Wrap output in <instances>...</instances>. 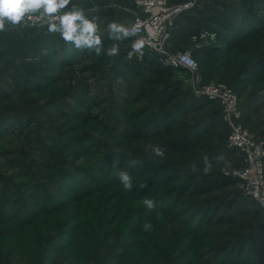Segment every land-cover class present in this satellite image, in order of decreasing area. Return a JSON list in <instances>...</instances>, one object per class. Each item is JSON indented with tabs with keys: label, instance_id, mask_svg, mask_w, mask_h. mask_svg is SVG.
I'll list each match as a JSON object with an SVG mask.
<instances>
[{
	"label": "rangeland",
	"instance_id": "1",
	"mask_svg": "<svg viewBox=\"0 0 264 264\" xmlns=\"http://www.w3.org/2000/svg\"><path fill=\"white\" fill-rule=\"evenodd\" d=\"M169 1L193 2L186 12L199 18L217 8L231 21L229 30L207 25L213 40L176 34L169 50L216 48L197 58L204 83H228L244 129L264 140V2ZM85 8L102 26H131L135 16L131 0ZM120 49L96 57L39 26L0 32V264H264V210L237 187L199 190L241 167L219 104L195 99L186 71H131L126 62L141 58L128 57L131 45ZM148 144L165 156L146 152ZM204 157L209 175L193 171Z\"/></svg>",
	"mask_w": 264,
	"mask_h": 264
},
{
	"label": "built area",
	"instance_id": "2",
	"mask_svg": "<svg viewBox=\"0 0 264 264\" xmlns=\"http://www.w3.org/2000/svg\"><path fill=\"white\" fill-rule=\"evenodd\" d=\"M131 1L135 8L131 26L137 27V36L132 39L144 38L146 45L143 51L158 56L162 66L190 73L192 79L188 89L195 99L212 100L219 104L223 118L230 127L229 148L237 150L242 156V166L227 172L226 176L236 178L241 194L254 200L264 210V140L253 138L244 129L240 122V102L237 94L225 83L205 84L199 72V64L190 51L174 54L169 50L178 19L193 6V2L173 6L169 0ZM214 38V33L204 29L193 36L192 40Z\"/></svg>",
	"mask_w": 264,
	"mask_h": 264
},
{
	"label": "clouds",
	"instance_id": "3",
	"mask_svg": "<svg viewBox=\"0 0 264 264\" xmlns=\"http://www.w3.org/2000/svg\"><path fill=\"white\" fill-rule=\"evenodd\" d=\"M94 0H0V32L8 30V27L23 28L36 27L46 28L48 34H58L66 44H71L78 51L94 53L96 57L105 55L107 57H118L120 55V44L129 38L137 36L136 26H126L115 20L102 26L99 18L89 16L85 4ZM107 35L110 43L105 46L103 35ZM146 40L144 38L134 39L131 42V51L128 57L134 54L143 56ZM146 152L156 157L163 158L165 149L160 145L148 144ZM218 161L225 159L223 155L216 157ZM213 165L208 157H204V175L211 174ZM118 177L125 190H131L133 180L126 170L118 172ZM144 206L149 211L155 208L156 201L145 198ZM144 231H152L151 223L142 225Z\"/></svg>",
	"mask_w": 264,
	"mask_h": 264
},
{
	"label": "trees",
	"instance_id": "4",
	"mask_svg": "<svg viewBox=\"0 0 264 264\" xmlns=\"http://www.w3.org/2000/svg\"><path fill=\"white\" fill-rule=\"evenodd\" d=\"M255 1H258L259 4L264 2V0H255ZM242 2L247 3V0H242ZM217 3L221 4L220 2H217ZM213 12H215V13L211 14L210 12L209 13L208 12H199L201 15V18H199L198 16L189 15L188 14L189 12H184L180 16V18L178 19L177 28L173 32L169 47L171 45V42L174 40V37L176 34L180 35L181 37H184L187 40H191L193 36L198 35L202 30H204V29L210 30V28L207 27V25H210V23L212 25H216V26H220L222 28H225L226 30L231 29L232 23L230 20L224 18V16H222V14L218 12L217 8H214ZM216 13H218V16H216ZM182 24H186V27L184 29L181 28ZM102 39H103V43L105 46H107L110 43L107 35H103ZM132 40H133L132 38H129L128 40L122 42L120 44V46L121 45H131ZM215 51H217L216 48H214L212 46H202V47L193 48L191 50V54L195 58V60L197 61V58L210 56ZM125 66H126V68H128L131 71H134L138 74H140L141 71H143L146 74H149L150 76L152 75L153 77H157V78L172 77L173 72L175 70H179V69H174V68L162 66L158 56H156L154 54H150L148 52H144V54L141 58V61H137L134 58L132 61L126 62ZM182 71H184V70H182ZM29 73H30V71H29ZM221 83L228 84L224 81H222ZM234 92H235V90H234ZM165 95H167L166 92H164V98H165ZM172 98H173V96L169 97V99H172ZM165 102H164V105H165ZM220 112H221V117H223L221 108H220ZM232 154H239V152L237 150L232 149ZM240 164L242 166V159H241ZM55 165L56 164H54L52 162V160H49V162L47 163V167H55ZM237 184H238V180L236 178L223 177L221 179L217 178L215 180H208V183L206 185H204L203 187L201 186L199 190L202 191L204 189L205 191H212V190H217V189L226 188V187H237ZM237 190H238V188H237ZM238 192L241 194V192L239 190H238ZM245 200H246L247 204H249L250 206L260 209L259 205L254 200H252L250 198H246Z\"/></svg>",
	"mask_w": 264,
	"mask_h": 264
}]
</instances>
